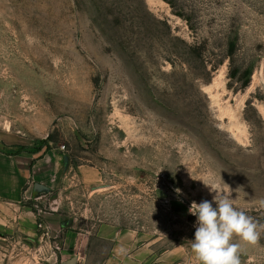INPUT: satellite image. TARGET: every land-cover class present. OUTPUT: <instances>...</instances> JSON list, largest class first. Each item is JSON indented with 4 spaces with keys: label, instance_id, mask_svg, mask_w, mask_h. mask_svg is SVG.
<instances>
[{
    "label": "rangeland",
    "instance_id": "374dc122",
    "mask_svg": "<svg viewBox=\"0 0 264 264\" xmlns=\"http://www.w3.org/2000/svg\"><path fill=\"white\" fill-rule=\"evenodd\" d=\"M5 125L49 131L42 151H67L103 180L60 191L68 226L40 215L34 239L0 233V264H101L104 223L192 253L188 210L214 195L204 182L228 185L264 224V0H0ZM68 230L88 242L64 259ZM234 242L241 264H264V233Z\"/></svg>",
    "mask_w": 264,
    "mask_h": 264
},
{
    "label": "crops",
    "instance_id": "0c3cea01",
    "mask_svg": "<svg viewBox=\"0 0 264 264\" xmlns=\"http://www.w3.org/2000/svg\"><path fill=\"white\" fill-rule=\"evenodd\" d=\"M13 126V123H11ZM8 131L0 128V233L19 234L34 239L38 236L39 216L52 228L63 224L60 217V191L73 180L87 186H97L103 172L91 164H74L67 151L52 148L35 149L49 131L37 128ZM22 146L28 147L20 150ZM74 182V181H73ZM36 184L45 187L36 189ZM46 202L50 212L38 214L30 201ZM69 225V224H68ZM67 225V226H68ZM60 227V226H59ZM63 227H65L63 225ZM96 236L111 243L110 250L101 264H198L193 253L183 246L158 251L156 241L144 239L134 229L120 228L115 224H100ZM88 242L86 232H63L61 256L81 253Z\"/></svg>",
    "mask_w": 264,
    "mask_h": 264
},
{
    "label": "clouds",
    "instance_id": "9594fccd",
    "mask_svg": "<svg viewBox=\"0 0 264 264\" xmlns=\"http://www.w3.org/2000/svg\"><path fill=\"white\" fill-rule=\"evenodd\" d=\"M204 184L214 195L212 201H193L188 210L197 218L194 240L190 241L191 251L198 264H241V245L234 240L257 245L264 233V224L234 205L227 184L224 183L227 187ZM175 191L181 193L179 188ZM213 203L216 207H213ZM261 206L264 207V202H261Z\"/></svg>",
    "mask_w": 264,
    "mask_h": 264
},
{
    "label": "trees",
    "instance_id": "16d2710c",
    "mask_svg": "<svg viewBox=\"0 0 264 264\" xmlns=\"http://www.w3.org/2000/svg\"><path fill=\"white\" fill-rule=\"evenodd\" d=\"M52 140V135H49L46 139L43 140V144L48 145L49 141ZM28 147L22 146L19 151L26 150ZM40 149V146L35 147V149Z\"/></svg>",
    "mask_w": 264,
    "mask_h": 264
},
{
    "label": "water",
    "instance_id": "95a60500",
    "mask_svg": "<svg viewBox=\"0 0 264 264\" xmlns=\"http://www.w3.org/2000/svg\"><path fill=\"white\" fill-rule=\"evenodd\" d=\"M36 189L40 192V191H42L43 189H45V187L42 186V185H40V184H36ZM68 224H70L69 221H65V222H63V225H64V226H67Z\"/></svg>",
    "mask_w": 264,
    "mask_h": 264
},
{
    "label": "built area",
    "instance_id": "2783aa9c",
    "mask_svg": "<svg viewBox=\"0 0 264 264\" xmlns=\"http://www.w3.org/2000/svg\"><path fill=\"white\" fill-rule=\"evenodd\" d=\"M62 148H65V146H63ZM40 226H42V224H40Z\"/></svg>",
    "mask_w": 264,
    "mask_h": 264
}]
</instances>
